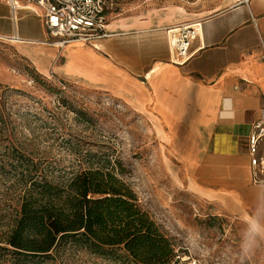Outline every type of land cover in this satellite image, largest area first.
<instances>
[{
	"label": "crops",
	"instance_id": "0c3cea01",
	"mask_svg": "<svg viewBox=\"0 0 264 264\" xmlns=\"http://www.w3.org/2000/svg\"><path fill=\"white\" fill-rule=\"evenodd\" d=\"M203 17L192 58L173 62L166 29L192 21L183 2L147 0L112 16V36L64 48L43 19L0 0V35L39 73L101 90L150 124L164 165L218 215L264 225V184L253 182L250 136L264 120V0H225ZM262 148L256 157L260 156Z\"/></svg>",
	"mask_w": 264,
	"mask_h": 264
},
{
	"label": "rangeland",
	"instance_id": "374dc122",
	"mask_svg": "<svg viewBox=\"0 0 264 264\" xmlns=\"http://www.w3.org/2000/svg\"><path fill=\"white\" fill-rule=\"evenodd\" d=\"M145 1L114 0V8L130 11ZM159 1L183 2L192 21L225 6V0ZM67 85L39 73L14 43L0 39V236L13 226L29 169L57 180L103 168L135 190L171 239L174 257L204 254L221 264H241L248 225L204 208L186 192L176 172L165 169V155L144 117L104 91ZM46 264L142 263L123 247L101 254L69 240ZM244 264H264V242Z\"/></svg>",
	"mask_w": 264,
	"mask_h": 264
},
{
	"label": "trees",
	"instance_id": "16d2710c",
	"mask_svg": "<svg viewBox=\"0 0 264 264\" xmlns=\"http://www.w3.org/2000/svg\"><path fill=\"white\" fill-rule=\"evenodd\" d=\"M23 179L16 219L0 236V264H46L69 240L101 254L123 247L142 264L174 260L171 239L113 170L90 167L56 180L29 169Z\"/></svg>",
	"mask_w": 264,
	"mask_h": 264
},
{
	"label": "built area",
	"instance_id": "2783aa9c",
	"mask_svg": "<svg viewBox=\"0 0 264 264\" xmlns=\"http://www.w3.org/2000/svg\"><path fill=\"white\" fill-rule=\"evenodd\" d=\"M16 16L20 9H28L43 19L49 35L47 43L64 48L73 42L96 44L102 38L112 36L107 25L114 14L122 10L114 8V0H6ZM248 1V0H247ZM112 15V16H111ZM202 29V20L182 22L166 29L173 62L187 63L193 56V44ZM0 39L19 41L18 35ZM59 80V79H58ZM64 88L68 85L59 80ZM253 160V182L264 184V120L253 125L250 136ZM262 148L261 155L256 157ZM171 264H221L204 254H177Z\"/></svg>",
	"mask_w": 264,
	"mask_h": 264
},
{
	"label": "clouds",
	"instance_id": "9594fccd",
	"mask_svg": "<svg viewBox=\"0 0 264 264\" xmlns=\"http://www.w3.org/2000/svg\"><path fill=\"white\" fill-rule=\"evenodd\" d=\"M261 242H264V225L250 219L245 238L241 244V264H244V257L254 251Z\"/></svg>",
	"mask_w": 264,
	"mask_h": 264
}]
</instances>
